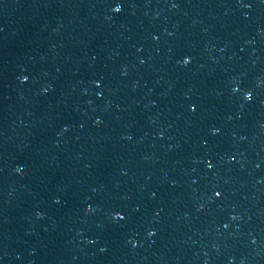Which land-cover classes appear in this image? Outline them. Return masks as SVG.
Returning a JSON list of instances; mask_svg holds the SVG:
<instances>
[{
  "label": "water",
  "instance_id": "1",
  "mask_svg": "<svg viewBox=\"0 0 264 264\" xmlns=\"http://www.w3.org/2000/svg\"><path fill=\"white\" fill-rule=\"evenodd\" d=\"M0 264H264V0H0Z\"/></svg>",
  "mask_w": 264,
  "mask_h": 264
}]
</instances>
